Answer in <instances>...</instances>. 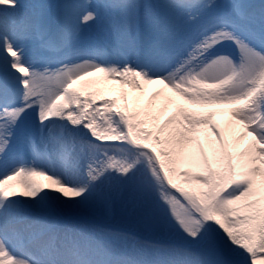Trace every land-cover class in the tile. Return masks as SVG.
Wrapping results in <instances>:
<instances>
[{"label":"snow or ice","instance_id":"1","mask_svg":"<svg viewBox=\"0 0 264 264\" xmlns=\"http://www.w3.org/2000/svg\"><path fill=\"white\" fill-rule=\"evenodd\" d=\"M97 72L135 88L138 78L165 84L192 104L232 105L250 138L246 166L228 155L219 168L179 172L190 186L175 183L169 151L142 145L132 113L115 98L97 107L74 87ZM181 124V136L203 124L225 144L208 117L184 111ZM257 174L264 0H0V264H153L162 246L113 225L118 206L144 217L171 209L186 243L164 246L168 264H256ZM24 176L21 192L6 187Z\"/></svg>","mask_w":264,"mask_h":264},{"label":"bare ground","instance_id":"2","mask_svg":"<svg viewBox=\"0 0 264 264\" xmlns=\"http://www.w3.org/2000/svg\"><path fill=\"white\" fill-rule=\"evenodd\" d=\"M112 80V76L97 72L85 77L74 87L83 93H90L97 97L95 104L97 107L102 106L104 98H115L121 110L132 113L134 122H138L136 126H140L136 131L142 145H151L158 151L163 147L169 151V156H162V158L165 159L166 166L170 168L169 174L175 183L182 186L188 183L184 182V177L178 174L182 170L187 173L201 172L204 170L205 161L210 162L214 168H219L228 155L237 164L238 170L246 166L250 138L244 135L243 126L232 116V105L192 104L165 84L150 83L143 79L138 80L139 88L128 84V94L125 95L124 90L120 88L119 79ZM154 83H157L155 88L160 87L161 89L158 94H155ZM49 87L55 90L59 85L52 83ZM72 106L74 107V104ZM184 111L191 112L198 117H208L211 123L216 124L223 131L224 146H221L220 141L209 127L203 124L198 125L195 131L186 132L181 136L179 133L183 130L181 122ZM161 117H163V122L160 121ZM141 127L145 128L146 132L143 131L144 134L139 136L138 132ZM157 137L161 143H157ZM173 164L177 165L175 171L171 168ZM25 179L27 176L14 177L8 181L6 187L19 193L23 190L22 181ZM34 179L47 183L43 177ZM256 179L258 186H264V176L257 174ZM168 187L171 188L170 185ZM111 223L113 224V221ZM256 262L264 264V260L258 257Z\"/></svg>","mask_w":264,"mask_h":264},{"label":"rangeland","instance_id":"3","mask_svg":"<svg viewBox=\"0 0 264 264\" xmlns=\"http://www.w3.org/2000/svg\"><path fill=\"white\" fill-rule=\"evenodd\" d=\"M157 83L153 84V87H156ZM161 111V110H160ZM159 115V112H158ZM140 126H136L138 129ZM146 130L145 128H143ZM141 127V130H143ZM139 130L138 134L141 136L144 132ZM144 145V144H143ZM176 164V163H175ZM173 164L171 166L172 171H175L177 165ZM169 168V167H168ZM170 170V168H169ZM171 171V170H170ZM184 182L187 181L183 178ZM183 184L184 187L190 186V182ZM187 184V185H186ZM176 196L180 194L178 190L170 189ZM178 197V196H177ZM179 198V197H178ZM179 207L176 208V211H180ZM170 212V213H169ZM169 212L166 209H158L152 216L144 217L134 214L130 209L117 207L115 209V214L113 216V223L117 225L124 226L128 230H136L137 232L147 236L149 239L157 242L162 247L153 250L151 252V258L153 264H168L167 257L171 255V249L164 247L169 245L172 242L178 243H186L180 239V237L176 234V222L171 216V209ZM167 237L171 238L169 243L162 244L159 240V237ZM259 258V257H258ZM256 264H258L256 262Z\"/></svg>","mask_w":264,"mask_h":264}]
</instances>
